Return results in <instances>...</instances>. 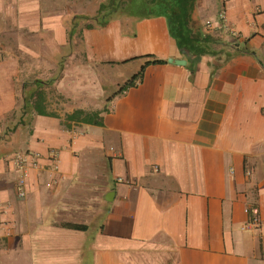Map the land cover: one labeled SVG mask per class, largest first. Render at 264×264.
Listing matches in <instances>:
<instances>
[{
  "label": "crops",
  "instance_id": "1",
  "mask_svg": "<svg viewBox=\"0 0 264 264\" xmlns=\"http://www.w3.org/2000/svg\"><path fill=\"white\" fill-rule=\"evenodd\" d=\"M99 7L0 0V264H264V0H196L219 41L201 56L165 16ZM24 150L41 164L20 198Z\"/></svg>",
  "mask_w": 264,
  "mask_h": 264
},
{
  "label": "trees",
  "instance_id": "2",
  "mask_svg": "<svg viewBox=\"0 0 264 264\" xmlns=\"http://www.w3.org/2000/svg\"><path fill=\"white\" fill-rule=\"evenodd\" d=\"M196 0H139L140 5L151 8L144 12L136 14L138 17H151L162 15L168 19V24L172 35L176 38L178 45L182 49H186L190 54L201 56L204 54H216L212 50V44L219 41L210 34L203 32L199 21H194L193 13ZM124 0H107L102 2L99 7V15L97 22L104 25L109 19L121 15H135L125 12ZM125 7V6H124ZM166 59L154 58L146 62L140 72L128 81L123 87L129 86L137 78L142 76L143 70L147 64L166 63ZM45 91L37 89L34 98V108L40 114H53L46 111L43 104ZM27 104V103H26ZM66 119L70 122L81 124L102 125L101 111H86L84 109H76L74 112L67 114ZM68 125V124H67ZM70 126V125H68ZM68 228L85 230L86 225L83 224H67Z\"/></svg>",
  "mask_w": 264,
  "mask_h": 264
},
{
  "label": "built area",
  "instance_id": "3",
  "mask_svg": "<svg viewBox=\"0 0 264 264\" xmlns=\"http://www.w3.org/2000/svg\"><path fill=\"white\" fill-rule=\"evenodd\" d=\"M220 18H223L220 17ZM210 22H208L209 24ZM48 159L51 161L52 170L58 169L59 155L55 150L49 152ZM41 154L32 150L18 151L13 156V161L16 169L19 172L16 181L17 195L20 198H24L27 195L28 183L32 175V171L40 167ZM47 186L52 185V181L46 182ZM248 212L251 214V223L259 224V210L257 207L248 208Z\"/></svg>",
  "mask_w": 264,
  "mask_h": 264
},
{
  "label": "rangeland",
  "instance_id": "4",
  "mask_svg": "<svg viewBox=\"0 0 264 264\" xmlns=\"http://www.w3.org/2000/svg\"><path fill=\"white\" fill-rule=\"evenodd\" d=\"M106 1L107 0H97V3L101 4L102 2H106ZM124 4L125 7L123 6V8H126L125 12L135 15L138 14L141 10H142L141 12H144V10L148 11L151 9V8H147L146 6L144 7L140 5L139 0H124Z\"/></svg>",
  "mask_w": 264,
  "mask_h": 264
},
{
  "label": "water",
  "instance_id": "5",
  "mask_svg": "<svg viewBox=\"0 0 264 264\" xmlns=\"http://www.w3.org/2000/svg\"><path fill=\"white\" fill-rule=\"evenodd\" d=\"M171 61H172V60H171ZM176 62H178V63H184L185 60H184V59H176Z\"/></svg>",
  "mask_w": 264,
  "mask_h": 264
}]
</instances>
